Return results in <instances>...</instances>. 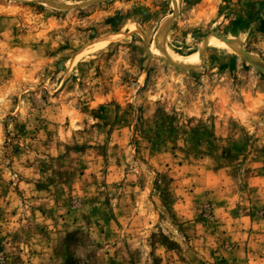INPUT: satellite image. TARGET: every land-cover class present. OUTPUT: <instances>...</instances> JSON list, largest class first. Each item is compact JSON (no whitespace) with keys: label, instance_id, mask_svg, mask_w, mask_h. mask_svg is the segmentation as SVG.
I'll list each match as a JSON object with an SVG mask.
<instances>
[{"label":"rangeland","instance_id":"374dc122","mask_svg":"<svg viewBox=\"0 0 264 264\" xmlns=\"http://www.w3.org/2000/svg\"><path fill=\"white\" fill-rule=\"evenodd\" d=\"M0 264H264V0H0Z\"/></svg>","mask_w":264,"mask_h":264},{"label":"bare ground","instance_id":"6f19581e","mask_svg":"<svg viewBox=\"0 0 264 264\" xmlns=\"http://www.w3.org/2000/svg\"><path fill=\"white\" fill-rule=\"evenodd\" d=\"M218 41V40H217ZM219 45V44H218ZM192 59V58H191Z\"/></svg>","mask_w":264,"mask_h":264},{"label":"crops","instance_id":"0c3cea01","mask_svg":"<svg viewBox=\"0 0 264 264\" xmlns=\"http://www.w3.org/2000/svg\"><path fill=\"white\" fill-rule=\"evenodd\" d=\"M225 217V216H224Z\"/></svg>","mask_w":264,"mask_h":264}]
</instances>
